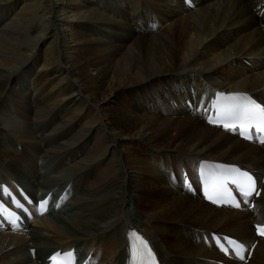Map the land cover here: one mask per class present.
Returning a JSON list of instances; mask_svg holds the SVG:
<instances>
[{
  "label": "bare ground",
  "instance_id": "6f19581e",
  "mask_svg": "<svg viewBox=\"0 0 264 264\" xmlns=\"http://www.w3.org/2000/svg\"><path fill=\"white\" fill-rule=\"evenodd\" d=\"M192 1L0 0V98L16 112L0 116V181L26 182L11 175L30 147L38 155L29 163L37 172L29 193L63 194L58 208L25 224L28 231H0V264H43L51 251L72 246L82 260L93 251L94 264H130L133 231L150 240L162 264L226 259L205 239L211 232L236 236L248 249L256 243L245 264H264L255 227L264 224V143L245 142L200 112L217 89L264 101V0ZM49 157L76 178L45 186L49 174L39 166ZM202 158L255 171L263 188L255 207L217 208L187 192L182 168L196 182ZM82 169L115 193L106 205L119 214L93 203L66 213ZM105 216L111 222H88Z\"/></svg>",
  "mask_w": 264,
  "mask_h": 264
},
{
  "label": "rangeland",
  "instance_id": "374dc122",
  "mask_svg": "<svg viewBox=\"0 0 264 264\" xmlns=\"http://www.w3.org/2000/svg\"><path fill=\"white\" fill-rule=\"evenodd\" d=\"M204 1L207 2L208 0H204ZM210 4H208V6H210ZM206 6H207V4L204 5V7H206ZM62 13H66V10L62 11ZM62 13H60V14H62ZM35 68H36V66H35ZM34 73L38 77H43L41 75V73L37 70ZM24 74L26 76H28L30 73H28V71L25 69ZM176 109L179 111V108H176ZM10 114H12L13 116L16 114L14 104L12 103V101H10V100L8 101L7 99H5V97H1L0 98V116L4 117V118L5 117L10 118ZM1 134L2 133H0V136H1ZM16 142L17 141L13 142L15 145V148L22 150V144L21 143L18 144ZM37 155H38V153L36 151L34 152L33 149H31L30 147L27 148V154H26V158H24L25 160L23 162V166L21 167V169L18 172L12 171L13 175H11V176L15 177V175H18V176L22 177L23 179H25L26 182H28L30 185H34V183L36 181L35 175L37 172L35 173L34 170L30 169L29 163H32L36 159ZM58 158L59 157H56V158L49 157L48 160L40 161L41 162V165L39 166L40 172H42L43 170H46L49 174V175H46L47 184H45V186L51 187V186H55L56 184L61 183V182H63V184H65L67 180L74 178V177L76 178V173H73L72 169H66V167H61V163H59ZM63 160L66 162L68 160H72V157L66 156V158H64ZM37 170H38V168H37ZM81 171L83 172V169ZM72 173H73V176H72ZM66 175L72 176V177L69 178ZM77 179L78 180L74 183V189H75L76 195L72 196V198L70 200H68V206L69 205L70 206H69V208L67 207L68 210L66 211V213L68 212V213L73 214L75 209H81L83 205H87L86 208L88 209V206L90 203H93L94 208H96V210H97V208H101V210L103 212H106V214L110 215L113 213H116V214L120 213L121 208L116 207V205H113V206L106 205L107 203H110L116 197L115 193L113 191L109 192L108 188H106L102 185V181L99 178H96V176L94 175L92 170L89 173L83 172L81 174V176H79ZM103 180L108 181V178L104 177ZM75 184H76V186H75ZM79 186H81V187L84 186V188H85L84 194L76 192L77 191L76 189H78ZM32 191H35V189L33 188ZM87 214H89V213H87ZM55 216H61V214H57ZM55 216L52 215L51 217H48V218L54 220ZM64 217L66 219L68 218L69 220H73L72 217H70L68 215H64ZM105 218H106V220H104V221L89 220L88 222H90L92 225L95 223H98V222L103 223V224L111 222V219H108L106 216H105ZM39 225L46 227L47 224H45V222H41ZM118 226L123 228L122 225H118ZM118 226L116 228H118ZM110 231H113V233H114L115 229L114 228L108 229V230L104 231L102 234L108 233ZM113 233L109 234V238L113 235ZM122 237H123V232H122ZM25 253L27 254L28 252L26 251ZM98 264H103V263L99 262Z\"/></svg>",
  "mask_w": 264,
  "mask_h": 264
},
{
  "label": "snow or ice",
  "instance_id": "6c2138e0",
  "mask_svg": "<svg viewBox=\"0 0 264 264\" xmlns=\"http://www.w3.org/2000/svg\"><path fill=\"white\" fill-rule=\"evenodd\" d=\"M229 115L235 116L236 119L240 120L242 122V124H241L242 127L245 126V124L243 123L244 121H247L250 124L251 122H253L257 119H259L261 121V123L264 124V107H261L260 105L255 104V102H252L250 106L235 109L232 112H230ZM212 122H215V121H212ZM224 127L228 128V127H231V125L225 124ZM249 138H251V137H249ZM262 142H264V141H262ZM244 175L247 176V173H245ZM248 180L250 182V185L252 187H254L255 181L252 180V178L250 176H248ZM3 191L7 192V189L5 188V189H3ZM241 191L243 192V188L241 189ZM205 195H208V193L206 192ZM244 195H251V193L250 192H244ZM208 198L212 199L211 196H208ZM16 203H18V202H16ZM46 203H47L46 200L41 201L40 206L43 208L46 205ZM236 206L238 207L239 205H236ZM258 230L260 231L261 235H264V228H258ZM142 243H144V246L146 248V242L142 241ZM59 255L60 254L57 253L53 257H51V259L54 261V264H55L57 256H59ZM65 255H68V254H65ZM147 255L152 257V253H151L150 249L147 250ZM152 259L154 261V257H152Z\"/></svg>",
  "mask_w": 264,
  "mask_h": 264
}]
</instances>
